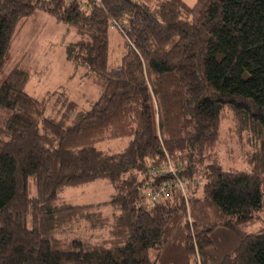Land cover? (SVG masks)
<instances>
[{"label": "trees", "instance_id": "1", "mask_svg": "<svg viewBox=\"0 0 264 264\" xmlns=\"http://www.w3.org/2000/svg\"><path fill=\"white\" fill-rule=\"evenodd\" d=\"M229 2L0 0V264H264V0H235L238 21ZM40 11L81 36L67 57L101 92L86 111L64 99L46 118L47 100L26 91L29 70L4 73L15 35ZM253 21L262 35L245 49ZM112 27L128 44L115 69ZM245 50L260 61L244 65ZM226 110L260 143L247 171L218 161ZM119 138L129 140L120 151L98 148ZM169 162L174 172L150 170ZM175 178L186 197L172 188L152 201ZM97 179L113 187L110 201L59 195Z\"/></svg>", "mask_w": 264, "mask_h": 264}, {"label": "rangeland", "instance_id": "2", "mask_svg": "<svg viewBox=\"0 0 264 264\" xmlns=\"http://www.w3.org/2000/svg\"><path fill=\"white\" fill-rule=\"evenodd\" d=\"M193 6L196 0H183ZM228 14L233 20H241V10L235 0H230ZM28 20L15 35L11 45V60L4 68V73L9 72L14 66L29 69L31 80L26 86L27 92L38 98L46 99L44 117L57 118L55 105L68 99L81 106L82 111L90 109L92 102L100 96V88L92 80V70L80 63L65 61V47L81 40L73 27L57 24L54 17L46 13H38ZM55 20V21H54ZM61 25V26H58ZM60 28H63L61 31ZM60 33V34H59ZM261 28L257 21L244 27L243 42L245 49L261 38ZM64 37V38H63ZM74 49L71 50V52ZM76 53L77 49L74 50ZM128 52V44L124 36L116 27L109 33L108 68L115 69L122 63L123 57ZM260 59L247 50L242 58L244 65L257 64ZM45 66H49L46 70ZM40 68V69H38ZM53 88L55 91L53 92ZM221 122V142L217 148L218 161L225 169L244 170L250 169V158L259 151L260 143L248 132H235L236 122L233 113L224 112ZM41 131L42 127H40ZM128 138L107 140L98 144L101 150L120 151L128 144ZM36 194L34 185L30 184V196ZM114 189L104 179H97L79 186H68L59 191V195L75 205L98 204L110 201ZM146 195H148L146 193ZM107 213L118 212L108 206Z\"/></svg>", "mask_w": 264, "mask_h": 264}, {"label": "built area", "instance_id": "3", "mask_svg": "<svg viewBox=\"0 0 264 264\" xmlns=\"http://www.w3.org/2000/svg\"><path fill=\"white\" fill-rule=\"evenodd\" d=\"M99 0H94V4H98ZM154 175H161L166 172H174L175 166L169 162L166 166L162 167H154L150 169ZM172 188H178L181 194L186 197V188H185V181L181 180L180 178H175L171 181H166L162 183L158 189L154 190L152 193V201L159 200L163 196H169V192Z\"/></svg>", "mask_w": 264, "mask_h": 264}, {"label": "crops", "instance_id": "4", "mask_svg": "<svg viewBox=\"0 0 264 264\" xmlns=\"http://www.w3.org/2000/svg\"><path fill=\"white\" fill-rule=\"evenodd\" d=\"M38 13H46V12H43V11H40V12H38ZM38 13H36V14H34V15H38ZM47 14V13H46ZM34 15H32L31 17H29L25 22H24V24L20 27V29L18 30V32H17V35L19 34V31L21 30V28L28 22V20H31L32 21V17L34 16ZM49 15V14H48ZM50 16V15H49ZM52 17V16H51ZM36 19L34 18L33 19V21H35ZM55 21V20H54ZM238 21V20H237ZM57 24H63V23H60V22H58L57 20L55 21ZM65 26H69V25H66V24H64ZM58 26H61V25H58ZM70 27V26H69ZM61 29V31L63 30V28H60ZM60 34V33H59ZM64 38V37H63ZM69 45V44H68ZM67 45V46H68ZM66 48L67 47H65V51L62 49L61 51L62 52H64V59H65V61H69V59H68V57H67V52H66ZM26 69V68H25ZM38 69H40V68H38ZM45 69L46 70H48L49 69V66H45ZM27 70H29V69H27ZM30 80H31V77H30ZM30 80H29V82H30ZM28 82V83H29ZM28 83H27V85H28ZM27 91V90H26ZM55 91V88H53V92ZM107 202V201H106Z\"/></svg>", "mask_w": 264, "mask_h": 264}]
</instances>
